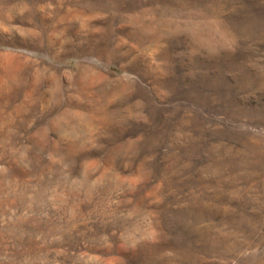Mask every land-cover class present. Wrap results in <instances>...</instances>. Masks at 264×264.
<instances>
[{
	"label": "rangeland",
	"instance_id": "obj_1",
	"mask_svg": "<svg viewBox=\"0 0 264 264\" xmlns=\"http://www.w3.org/2000/svg\"><path fill=\"white\" fill-rule=\"evenodd\" d=\"M0 264H264V0H0Z\"/></svg>",
	"mask_w": 264,
	"mask_h": 264
}]
</instances>
